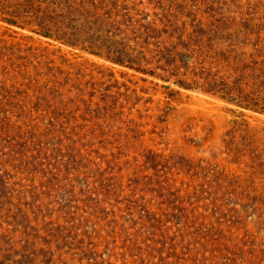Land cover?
I'll use <instances>...</instances> for the list:
<instances>
[{"label": "rangeland", "instance_id": "374dc122", "mask_svg": "<svg viewBox=\"0 0 264 264\" xmlns=\"http://www.w3.org/2000/svg\"><path fill=\"white\" fill-rule=\"evenodd\" d=\"M0 264H264V0H0Z\"/></svg>", "mask_w": 264, "mask_h": 264}, {"label": "trees", "instance_id": "16d2710c", "mask_svg": "<svg viewBox=\"0 0 264 264\" xmlns=\"http://www.w3.org/2000/svg\"><path fill=\"white\" fill-rule=\"evenodd\" d=\"M91 44V43H90ZM94 50V49H91ZM96 51V50H95ZM117 58H115V60H118L119 62L122 61V57H120V55L116 56Z\"/></svg>", "mask_w": 264, "mask_h": 264}]
</instances>
